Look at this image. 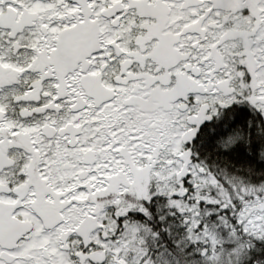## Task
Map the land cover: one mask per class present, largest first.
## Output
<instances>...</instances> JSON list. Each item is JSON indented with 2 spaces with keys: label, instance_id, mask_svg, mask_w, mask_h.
<instances>
[{
  "label": "snow or ice",
  "instance_id": "obj_1",
  "mask_svg": "<svg viewBox=\"0 0 264 264\" xmlns=\"http://www.w3.org/2000/svg\"><path fill=\"white\" fill-rule=\"evenodd\" d=\"M0 264H264V0H0Z\"/></svg>",
  "mask_w": 264,
  "mask_h": 264
}]
</instances>
